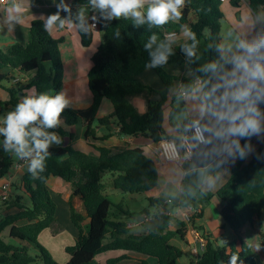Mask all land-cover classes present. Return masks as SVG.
<instances>
[{
    "label": "trees",
    "instance_id": "trees-1",
    "mask_svg": "<svg viewBox=\"0 0 264 264\" xmlns=\"http://www.w3.org/2000/svg\"><path fill=\"white\" fill-rule=\"evenodd\" d=\"M222 3L221 0H186L182 19L179 22H169L161 28L150 29L147 25L136 28L130 19L123 18L111 22L99 20L102 43L92 57V68L88 74L93 102L87 106L67 107L61 116L62 124L52 131L57 132L62 140L68 138L73 141L76 137L74 128L82 124L86 129L85 138L105 141L107 136L98 137L97 129L108 128L116 121L120 134L125 136H147L154 143L168 137L163 128L165 105L179 78L170 74L166 68L175 66L188 70L189 76L184 75L180 79L183 86L206 77L198 71L202 66L197 55L188 58L181 50L185 43H192L187 40L178 50L172 44L173 55L169 57L167 64L152 68L164 85V90H154L140 80L146 70L145 65L150 60L144 44L153 33L159 37V43L165 40V31L182 34L186 28L196 34L197 45L204 43L208 47L207 63L217 60L216 47L222 44ZM231 3L239 7L238 0H231ZM248 5L255 14L259 9L264 10V0H248ZM70 6L73 20L79 6L88 7L87 0H73ZM89 10L91 14L95 13L90 8ZM117 30L120 31L119 38L115 36ZM79 33L82 45L89 47L94 37L91 24L88 34ZM260 34H264V31H260ZM61 43L63 39L54 38L45 30L44 22L36 20L30 26L27 44L15 43L4 50L0 49V87L4 83H12L5 88L9 99L0 101V117L3 112L13 110L21 96L29 91L34 90L37 94L53 91L54 95L62 91L64 66L60 54ZM13 70L19 71L23 79L29 80L14 82L15 77L11 74ZM144 92L157 93L160 99L151 101L148 111L140 114L128 98ZM104 99L112 103L114 111L108 116L100 117L99 111ZM261 107L264 108V105ZM64 126L69 127V130L65 131ZM254 138L255 136L251 137L248 143L251 144ZM2 140L1 137L0 179L11 172L15 162L13 155L4 152ZM240 143L243 146L246 141L241 139ZM94 147L99 153L97 156L76 150L72 145H53L40 178L33 179L27 171L17 183H12L14 194L10 192L9 198L2 200V205L10 213L0 222V264H60L40 243V236L44 231L57 229L58 205L49 185L52 178L73 186L69 199L70 220L78 230V236L73 245L66 247L70 256L66 264H99L97 256L114 251L137 252L156 258L158 264H178L183 252L172 244V240L179 237L182 241H187L190 226L182 222L178 231H170L168 228L171 218L162 215L163 223L156 231L133 234L122 217H131V213L109 199L103 183L104 175L109 173L116 190L124 194H155L149 197L150 204L163 206L164 199L156 196L159 183L156 161L139 147L117 154H112L107 147ZM219 155L202 146L194 158H217ZM215 197L222 202L221 216L225 226L234 232L235 239L225 246H216L208 240L201 258L191 264H228L234 254L239 257L237 264H263L258 254L248 245L245 229L255 222L260 228L263 227L264 147L249 165L236 168L215 196H206L205 204H210ZM27 199L29 204L26 203ZM80 204L84 207V214L79 211ZM181 206L195 208L191 222L193 226L197 219L203 217L204 207L196 199H187ZM123 258L110 259L106 264H117ZM140 264L150 263L144 260Z\"/></svg>",
    "mask_w": 264,
    "mask_h": 264
},
{
    "label": "crops",
    "instance_id": "crops-1",
    "mask_svg": "<svg viewBox=\"0 0 264 264\" xmlns=\"http://www.w3.org/2000/svg\"><path fill=\"white\" fill-rule=\"evenodd\" d=\"M65 2L70 5L73 0H65ZM238 2L239 7L233 6L231 0L222 3V11L224 13L221 30L222 44H229L237 37L250 40L259 35L260 31H264V23L261 24L264 22V10L259 9L257 14H255L250 9L248 0H238ZM56 3H59V0H16V2L10 1L8 4L0 3V49L4 50L15 43L23 45L27 44L32 22L36 20H42L45 22L48 15L57 11L55 6ZM14 4H19L21 6L19 12L14 9ZM61 15L64 16L63 13H61ZM87 16L88 20H90L92 16L90 10H88ZM13 17H19V19L15 20ZM225 24H228V27L231 28L232 35L226 37L223 36L222 31ZM49 32L54 38L63 39V43L60 44V54L64 66L62 92H66L67 96L69 94L68 99L70 103L68 107L90 105L93 102V96L88 86V74L92 68V57L102 43L101 30H94L93 41L89 47H84L82 45L80 33L74 24L69 23L63 29L57 28L50 30ZM186 41L187 39L184 36V33L178 34V37L173 43L174 48L178 50ZM196 55L201 66L207 64L209 58L208 47L204 43L196 45ZM166 69L170 74L178 76L179 80L172 88L165 105V121L163 128L165 135L168 137H164L163 139L169 138L178 140L184 132L182 131L183 126L178 128L176 125L187 124L188 121L184 122L182 119L175 118L174 104L181 102L185 105L187 113L190 112L191 104L180 99V91L183 87L180 79L184 75L189 76V72L185 68L175 66H169ZM11 74L15 78H23L17 70L11 71ZM140 80L144 84L154 88L156 91L164 90V85L152 69H146L140 76ZM11 84L12 83H8L7 86L3 85V87L0 88L7 93L5 88L10 87ZM8 99V93L7 96L0 94V101L5 102ZM128 99L140 114H145L148 111L149 103L151 101L159 100L160 97L157 93L144 92L139 95L130 96ZM113 111L114 108L112 103L108 99H104L99 111L100 117L108 116L112 114ZM191 118L192 116L189 114L188 119ZM64 129L65 131H68L69 127L64 126ZM74 130L76 132L75 139L71 141L68 138H65L62 140V143L65 145H72L76 150L97 156L99 153L94 146L107 147L111 150L112 154L121 153L127 149L139 147L145 151L146 155L156 161L159 171V183L156 188V196L164 199L163 206L154 205V210L143 209L141 216L135 220L123 215L122 217L126 220L131 233L140 235L156 231L163 223L162 215L171 218L168 230L173 232L178 231L181 228V223L186 222L185 214L187 208H183L181 204L187 199H196L198 202L202 203V206L204 207L203 217L197 219L195 223L197 230L216 246H225L222 245V243L225 241L226 237L229 242L228 244L234 241V232L228 226H225L224 220L221 216L222 206H219L217 212H213L211 207L215 198L212 199L210 204H205V197L215 196L219 189L231 178L236 168H244L252 162L255 155L264 147V135L261 137L255 136L253 142L250 144L251 150L247 153L244 159L233 158L225 153L220 154L217 158L201 157L179 162H164L159 154L160 142L154 143L152 139L147 136L130 137L122 135L120 134V129L116 121H113L108 128L100 127L97 129L98 137L107 136L108 139L105 141L85 138L84 134L86 129L82 124L77 125ZM26 172L27 165L23 166L19 171L12 169V183H17L21 176ZM5 182L6 177L0 179V222L8 213H10V211L1 203L2 186ZM53 184L54 186H58L56 188L58 192L62 191V187L67 189L68 185L70 186L69 193L65 196L64 200L66 204L64 213L66 219L69 217L67 222L68 226H63L59 221L61 219L58 206L56 214L57 229L46 230L41 236L48 231L53 239L56 236L65 235L64 237L67 241H65L66 243L64 245L62 244L59 246L57 243L51 241H48V244L50 246V252L54 258L60 264H66L70 259V256L66 252V247L73 245L78 236V230L70 220L69 199L73 186L65 184L58 178ZM169 188L172 190L176 188L179 189L181 197L177 201L171 198L166 199L162 194ZM50 190L57 203L58 198L53 195L54 193L51 188ZM11 192L14 194L12 188ZM126 195L127 194H122L120 196L121 200H125L127 197ZM130 195L133 196L134 194ZM58 204L59 203H57V205ZM79 211L84 214V207L82 204H80ZM255 225L260 232L261 228L257 222H255ZM172 244L179 247L182 250L183 255L186 252V248L190 249L191 257L189 258V264L195 261V256L193 254L194 245L190 231L187 241H182L179 237H175L172 240ZM58 254L61 255L62 259H58ZM262 254L264 256L263 251ZM120 257L124 258L117 264H140L141 261L144 260L149 261L150 264H158L156 258L148 257L137 252L122 251L103 253L97 256L96 260L99 264H106L110 259Z\"/></svg>",
    "mask_w": 264,
    "mask_h": 264
},
{
    "label": "clouds",
    "instance_id": "clouds-1",
    "mask_svg": "<svg viewBox=\"0 0 264 264\" xmlns=\"http://www.w3.org/2000/svg\"><path fill=\"white\" fill-rule=\"evenodd\" d=\"M185 4L186 0H87L88 7L79 6L73 20L71 6L59 0L55 5L57 11L47 16L44 28L47 31L63 29L71 23L79 32L88 34L89 8L98 14L96 22L123 18L130 19L136 28L143 25L150 29L161 28L169 22H179ZM20 7L14 4L17 12ZM62 12L66 15L62 16ZM115 36L120 37L119 30ZM184 36L192 43H185L181 50L188 58L196 57V34L185 28ZM158 40L153 33L144 44L150 57L146 69L164 66L173 55V34L162 42ZM216 51L218 59L198 69L206 78H198L180 91V99L191 104L190 112L182 115V119L188 121L182 131L189 134L195 146L244 159L251 150L248 143L251 137L264 135V108L261 107L264 105V34L250 40L237 37L229 44L218 45ZM69 103L62 91L51 95L32 90L21 96L13 110L0 117L4 152L26 161L33 179L40 178L44 172L51 156L50 148L62 144V138L52 130L60 126ZM189 114L191 119H188ZM241 139L246 141L243 146ZM238 260L234 254L228 264H237Z\"/></svg>",
    "mask_w": 264,
    "mask_h": 264
},
{
    "label": "rangeland",
    "instance_id": "rangeland-1",
    "mask_svg": "<svg viewBox=\"0 0 264 264\" xmlns=\"http://www.w3.org/2000/svg\"><path fill=\"white\" fill-rule=\"evenodd\" d=\"M264 22H262L261 24H263ZM228 24L224 25L222 34L224 37L226 36H230L232 35L231 33V28L228 27ZM8 83H4V86H7ZM67 91V90H66ZM46 93H49L51 95H54L53 91H48ZM67 96V93L64 92ZM0 94H4L7 96V93L4 92L1 88H0ZM69 97V94L67 96V98ZM174 108H175V118L176 119H182V115L187 113V109L185 108V105H183V103L179 102L177 104H174ZM6 112H3L1 114V117H3L4 115H6ZM184 122H187L186 119H182ZM14 161H18L17 158H15L13 156ZM57 178H53L52 181L50 182V188L53 191V195L58 198L57 203L59 206V210H60V219L59 220L63 226H68L67 222L69 220V217L66 219V215L64 213V209H66V204H65V196H67V194L69 193L70 190V186L68 185L67 189L65 187H62V191L58 192V190H56V188L58 186H54V182ZM103 183L106 185V194L108 195L109 199L116 205H122V208L125 211H129L131 213V218H133L134 220L137 219L139 216H141V213L143 212V209H150V210H154V207L150 204L149 201V197L150 196H155V194H134L133 196L130 194H127L125 200H121L120 196L122 194H124L123 192H121L120 190H116L113 186H112V177L111 174L107 173L106 175H104L103 178ZM66 186V185H65ZM164 195V197L166 199L171 198L174 199L175 201H177L180 197V191L179 189H168L167 191L162 193ZM27 198V197H26ZM61 199V200H59ZM63 201V202H62ZM3 201L1 200V203ZM26 203L29 204V199L26 200ZM222 206V202L220 200H217L215 197V200L212 202V207L211 210L213 212H217L219 206ZM3 207V206H2ZM257 226L254 224L253 226H247L245 229V237L248 241V245L251 247L252 251L256 254H258L257 256L260 258V260L263 262L264 264V256L262 254V251L264 252V211H263V227L261 228V233L259 232V229L256 228ZM261 234V235H260ZM65 235H61V236H56L54 239L53 237L50 235L49 231L45 232L41 237H40V243L50 251L49 249V244L48 241H51L53 243H57L59 246L60 245H64L67 241L66 238L64 237ZM229 242L227 240V237L225 239V241L222 243V245H227ZM58 259H62L61 255L58 254ZM191 257V250L186 248V252L184 253L183 257L179 260L178 264H189V258ZM196 262V257H195V261ZM196 264V263H195Z\"/></svg>",
    "mask_w": 264,
    "mask_h": 264
},
{
    "label": "built area",
    "instance_id": "built-area-1",
    "mask_svg": "<svg viewBox=\"0 0 264 264\" xmlns=\"http://www.w3.org/2000/svg\"><path fill=\"white\" fill-rule=\"evenodd\" d=\"M10 1L16 2V0H0L1 4H8ZM222 2L228 0H221ZM99 19L96 13L92 14L90 18L91 28L93 30H97L99 28V22H96ZM1 30V28H0ZM173 34V39L178 37V33L175 31H165L164 36L165 38L169 35ZM29 78H15L14 82L20 81H28ZM189 134H183L178 140L165 138L159 143V154L160 157L164 162H179L185 160H191L194 158L195 154L200 150L202 146H195L193 145L189 138ZM1 138V137H0ZM27 162L18 160L14 162L13 170L19 171L22 169L23 166H26ZM12 173L10 172L6 176V182L2 186V193L1 199L6 200L9 198V194L11 192V185H12ZM196 212L195 208L190 206L187 208L185 214V221L190 226V233L192 236L193 241V254L196 257L197 261L201 258L202 253L205 251L207 247L208 240L197 230L195 226H193L192 222V215Z\"/></svg>",
    "mask_w": 264,
    "mask_h": 264
}]
</instances>
